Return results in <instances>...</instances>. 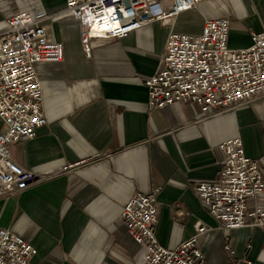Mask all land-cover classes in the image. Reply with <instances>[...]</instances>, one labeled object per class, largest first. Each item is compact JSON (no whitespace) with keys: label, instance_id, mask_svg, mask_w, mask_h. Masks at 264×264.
<instances>
[{"label":"crops","instance_id":"1","mask_svg":"<svg viewBox=\"0 0 264 264\" xmlns=\"http://www.w3.org/2000/svg\"><path fill=\"white\" fill-rule=\"evenodd\" d=\"M40 8L52 15L43 25L63 44L64 55L36 64L46 123L9 150L33 171L92 160L0 198V228L36 248L30 264H143L144 248L120 213L133 194L156 189L154 230L163 246L174 248L198 224L206 225L198 247L209 264H264V229L221 227L195 191L197 183L217 178L223 159L218 145L236 137L245 154L260 161L264 180V95L204 113L193 102L151 108L144 84L162 66L170 31L199 32L205 20L227 17L229 46H248L251 31H264V0H203L170 21L150 22L124 37L94 38L89 57L77 21L55 15L64 0H0V32L15 12ZM248 206L264 208V189Z\"/></svg>","mask_w":264,"mask_h":264},{"label":"built area","instance_id":"2","mask_svg":"<svg viewBox=\"0 0 264 264\" xmlns=\"http://www.w3.org/2000/svg\"><path fill=\"white\" fill-rule=\"evenodd\" d=\"M203 0H64L55 15L69 14L78 24L84 54L89 57L92 39L124 37L153 21H170ZM43 8L23 9L6 20L0 32V198L69 173L92 158L66 162L48 169H26L13 159L9 145L30 139L46 123L42 85L36 71L40 62H58L63 44L50 38ZM229 18L207 19L199 32L170 31L161 68L144 80L147 103L161 108L193 102L204 113H221L244 101L264 95V31L250 32L248 46L230 47ZM223 159L217 178L199 182L195 191L223 228L248 226L264 229V208L248 201L264 189L260 161L245 154L240 138L218 145ZM157 189L155 190V192ZM155 192L133 194L122 206L120 219L132 239L143 246V264H209L198 238L210 227L198 224L195 233L174 248L155 236ZM227 240V239H226ZM234 253L228 242L224 245ZM36 248L8 228H0V264H30ZM247 264H254L247 260Z\"/></svg>","mask_w":264,"mask_h":264}]
</instances>
